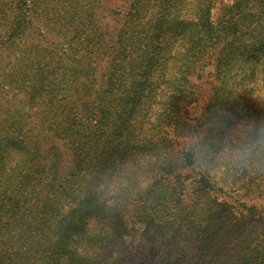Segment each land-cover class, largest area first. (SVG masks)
<instances>
[{
  "label": "trees",
  "instance_id": "1",
  "mask_svg": "<svg viewBox=\"0 0 264 264\" xmlns=\"http://www.w3.org/2000/svg\"><path fill=\"white\" fill-rule=\"evenodd\" d=\"M28 1L0 0V264H133L132 238L163 248L138 264H264V0H80L43 54Z\"/></svg>",
  "mask_w": 264,
  "mask_h": 264
},
{
  "label": "rangeland",
  "instance_id": "2",
  "mask_svg": "<svg viewBox=\"0 0 264 264\" xmlns=\"http://www.w3.org/2000/svg\"><path fill=\"white\" fill-rule=\"evenodd\" d=\"M41 0L37 5L32 6L31 0L28 1V5L30 8V20L32 21V27L29 31H26V34L28 36L27 43L21 42L18 46L17 50L24 51V46L27 45H37L39 44V47L37 48L36 52L38 51L39 54H43L42 51L39 49H44L47 47L50 43L59 42L63 39L62 33L64 32V24L66 23V20L73 15V12L79 13V8L83 7L80 0ZM72 1V4H70ZM115 0H106L103 2V4L98 3L100 6H109L114 3ZM229 0H217V4L212 11V20H215V18L218 15V10L221 5L223 4H229ZM78 4V6H76ZM90 5H94L92 1H90ZM77 7V8H76ZM73 11V12H72ZM93 11V10H92ZM101 21L103 26L108 29L112 30L114 29L113 22L109 15L107 13L101 14ZM66 37H70V35H67ZM15 51L11 54V59L15 57L17 54H19L18 51ZM24 56V54H23ZM10 60V59H8ZM198 86V100L196 105L192 108H188L187 114L184 116H187L185 120L187 123L193 124L196 118L200 115L201 109L203 108L204 103L207 101V97L209 95V85L205 84L203 81H197ZM32 124H30L31 126ZM166 135L168 140L170 141V146L172 150L177 154L180 151H183L185 149H188L189 145H194L199 135ZM66 156H68V152L65 151ZM194 175V172L185 169L184 171L180 172V176L182 182L188 183L192 180V177ZM176 179H173L172 181H175ZM193 190V189H192ZM191 190V192H192ZM190 192V190H189ZM228 196H232V192L228 191L226 192ZM223 196V195H221ZM224 198V196H223ZM220 201V200H218ZM254 217L251 219V222H253L255 225H261L264 228V209L262 212H259V214H253ZM138 239L132 238L130 241L126 239L123 243H119V246L117 247L118 256L123 255L124 258L131 259L133 264H138L141 257L148 255L149 257H152V261L158 260L159 256L163 255V248L160 246H152L147 247L144 250L139 246ZM133 254L136 255V257H133ZM131 263V262H128Z\"/></svg>",
  "mask_w": 264,
  "mask_h": 264
}]
</instances>
